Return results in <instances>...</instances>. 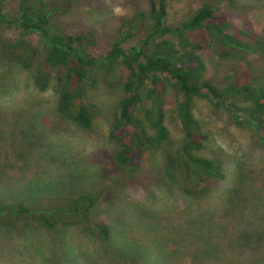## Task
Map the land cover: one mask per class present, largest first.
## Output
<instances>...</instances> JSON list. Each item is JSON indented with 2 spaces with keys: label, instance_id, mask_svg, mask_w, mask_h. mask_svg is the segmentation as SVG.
Wrapping results in <instances>:
<instances>
[{
  "label": "rangeland",
  "instance_id": "1",
  "mask_svg": "<svg viewBox=\"0 0 264 264\" xmlns=\"http://www.w3.org/2000/svg\"><path fill=\"white\" fill-rule=\"evenodd\" d=\"M234 1L245 28L264 41V0ZM146 8L147 0H79L63 22L69 30L96 29L99 53L122 18ZM187 8V0H169L168 23ZM16 36L0 26V204L23 202L35 217L53 213L63 221L69 196L91 195L96 206L79 226L48 229L33 217L0 225V264H264V150L246 127L195 101L209 136L198 154L220 161L225 177L185 195L165 174L167 156L183 141L173 104L167 144L147 151L139 168L119 165L109 130L120 92L99 77L86 94L101 113L90 129H79L58 117L55 97L35 89L30 71L5 58L4 45ZM205 59L213 78L233 66L264 73V56L220 60L210 50ZM94 221L109 227L107 237L92 234Z\"/></svg>",
  "mask_w": 264,
  "mask_h": 264
},
{
  "label": "trees",
  "instance_id": "2",
  "mask_svg": "<svg viewBox=\"0 0 264 264\" xmlns=\"http://www.w3.org/2000/svg\"><path fill=\"white\" fill-rule=\"evenodd\" d=\"M78 1L0 0V26L17 32L3 55L31 72L37 91L53 94L59 118L90 129L101 109L86 91L104 76L121 94L109 130L116 147L113 158L136 169L147 151L167 144L166 108L173 104L183 141L167 156L165 174L188 196L225 177L220 161L198 154L209 136L194 114L196 100L225 111L264 150V73L233 66L213 78L206 65L210 50L220 60L264 56L263 39L245 28V16L234 0H187L184 15L171 24L169 0H147L145 10L122 18L109 48L99 53L93 51L101 39L96 29L69 30L63 22ZM69 198L72 206L60 212L67 221L53 213L35 217L30 207L14 202L0 204V225L33 217L48 229L79 226L90 218L96 201L88 194ZM91 228L93 235H109L103 222L94 221Z\"/></svg>",
  "mask_w": 264,
  "mask_h": 264
}]
</instances>
